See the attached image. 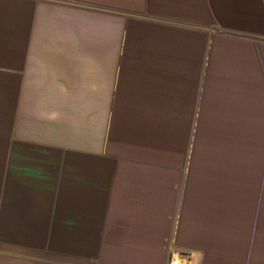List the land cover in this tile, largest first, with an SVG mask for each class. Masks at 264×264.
<instances>
[{
  "label": "crops",
  "instance_id": "1",
  "mask_svg": "<svg viewBox=\"0 0 264 264\" xmlns=\"http://www.w3.org/2000/svg\"><path fill=\"white\" fill-rule=\"evenodd\" d=\"M261 138L264 0H0V264H264Z\"/></svg>",
  "mask_w": 264,
  "mask_h": 264
},
{
  "label": "built area",
  "instance_id": "2",
  "mask_svg": "<svg viewBox=\"0 0 264 264\" xmlns=\"http://www.w3.org/2000/svg\"><path fill=\"white\" fill-rule=\"evenodd\" d=\"M168 264H180L179 256H171L168 260Z\"/></svg>",
  "mask_w": 264,
  "mask_h": 264
},
{
  "label": "rangeland",
  "instance_id": "3",
  "mask_svg": "<svg viewBox=\"0 0 264 264\" xmlns=\"http://www.w3.org/2000/svg\"><path fill=\"white\" fill-rule=\"evenodd\" d=\"M204 130H205V129H202V130H199V131H198V129H197V136H198V135H199V136H202L203 133H204ZM198 133H199V134H198ZM258 136H259V135H256L255 137H256L257 139H260V137H258ZM262 141H263V138H261V144H260V145L263 147V146H264V145H263L264 143H263ZM262 143H263V144H262Z\"/></svg>",
  "mask_w": 264,
  "mask_h": 264
}]
</instances>
